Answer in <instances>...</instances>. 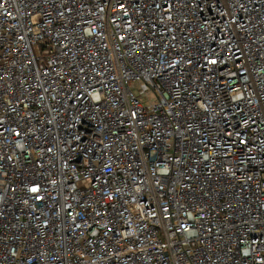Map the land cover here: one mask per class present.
Returning <instances> with one entry per match:
<instances>
[{
	"label": "built area",
	"instance_id": "built-area-1",
	"mask_svg": "<svg viewBox=\"0 0 264 264\" xmlns=\"http://www.w3.org/2000/svg\"><path fill=\"white\" fill-rule=\"evenodd\" d=\"M0 264H264V0H0Z\"/></svg>",
	"mask_w": 264,
	"mask_h": 264
},
{
	"label": "rangeland",
	"instance_id": "rangeland-1",
	"mask_svg": "<svg viewBox=\"0 0 264 264\" xmlns=\"http://www.w3.org/2000/svg\"><path fill=\"white\" fill-rule=\"evenodd\" d=\"M141 102H142L143 104H146V101H145V100H141Z\"/></svg>",
	"mask_w": 264,
	"mask_h": 264
}]
</instances>
